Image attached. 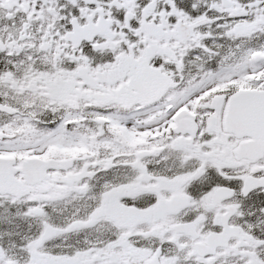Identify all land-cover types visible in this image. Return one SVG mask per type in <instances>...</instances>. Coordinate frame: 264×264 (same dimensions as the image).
<instances>
[{
  "label": "snow or ice",
  "instance_id": "obj_1",
  "mask_svg": "<svg viewBox=\"0 0 264 264\" xmlns=\"http://www.w3.org/2000/svg\"><path fill=\"white\" fill-rule=\"evenodd\" d=\"M0 264H264V0H0Z\"/></svg>",
  "mask_w": 264,
  "mask_h": 264
}]
</instances>
